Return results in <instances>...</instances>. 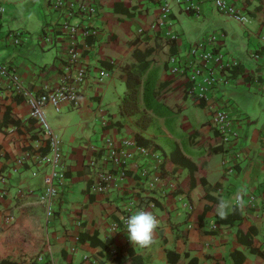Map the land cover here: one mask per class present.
<instances>
[{"label": "crops", "instance_id": "crops-1", "mask_svg": "<svg viewBox=\"0 0 264 264\" xmlns=\"http://www.w3.org/2000/svg\"><path fill=\"white\" fill-rule=\"evenodd\" d=\"M92 1L98 4L97 14L80 18L82 26H94L97 32L79 38L80 62L87 73L80 85L78 104H65L58 111L51 105L44 108L46 114L49 109L58 113L74 108L77 115V121L71 123H62V114L49 122L59 139L64 166V180L49 217L36 199L49 170V165L34 157L41 154L36 150L42 137L39 126L30 118L22 96L0 89V174L5 177L0 182V258L18 264H123L116 261L117 256L124 261L130 258L127 248H133L146 264H234V251L244 255L242 264H264V258L238 238L239 229L253 227V233L245 231L243 237L253 240L251 245L256 249L264 248V99L256 94L264 91L249 81L264 60V10L260 0L246 4V0H236L250 18L243 24L220 14L209 0L202 2L197 16L179 7V13L186 11L201 28L195 32L172 24L176 38L150 27L158 15L160 0ZM49 4L50 0H0L5 9L0 15V63L7 64L34 92L43 82L59 79L63 61V34L52 36V42L43 39L58 16ZM26 11L42 15L41 19L32 18L40 24L35 43L27 29L30 21L24 16ZM171 16L176 18L172 7ZM139 28L144 31L141 35ZM10 30L21 33L19 44L8 38ZM220 33L224 38L218 48L238 62L236 77L227 85L211 89L206 102L195 100L188 92L187 75L172 73L168 58L175 55L183 60L199 38ZM35 44H41L42 50L55 49L53 60L38 63L30 56L27 51ZM252 53H258L259 59ZM144 62L147 66L139 85L138 106L152 119L147 127L138 125L137 114L120 112L127 73ZM102 69L108 76L99 79ZM145 85L153 90L149 107L143 99ZM120 88L122 94L117 93ZM255 98H259V105L252 113L246 102ZM211 104L225 108L236 120L240 134L230 148L221 144L224 150H220L218 146L217 134L210 125ZM7 116L19 123L5 122ZM125 124L131 136L127 135L135 138L139 133L148 141L142 145L157 157L132 162L127 177L116 189L93 192L88 161L92 154L99 153L106 137L123 138ZM73 125L84 129L71 132ZM94 148L98 151L93 152ZM24 155L23 164L17 165L16 160ZM183 158L195 168L190 171ZM231 164L232 171L226 172ZM138 166L160 177L156 188H148L133 172ZM36 180L38 183L32 186L30 182ZM221 199L229 204L227 215H235L233 222L219 220L216 208ZM131 201L132 214L138 206H144L159 220L154 243L148 248L132 245L121 225L110 229ZM149 202L153 206L147 205ZM94 232L105 245L89 239ZM82 234L87 237L82 239ZM167 250L177 253L178 259L169 261Z\"/></svg>", "mask_w": 264, "mask_h": 264}, {"label": "built area", "instance_id": "built-area-1", "mask_svg": "<svg viewBox=\"0 0 264 264\" xmlns=\"http://www.w3.org/2000/svg\"><path fill=\"white\" fill-rule=\"evenodd\" d=\"M172 0H160L159 12L155 21L151 24L153 30L162 31L164 35L176 38V34L171 30V2ZM181 5L188 12L199 15L201 4L206 0H173ZM213 7L227 18L240 24L249 21L248 15L242 12L236 0H209ZM50 7L58 16L56 17L49 33L43 35L46 42H52L55 34L64 36L65 46L63 50V61L61 60L59 79L55 83L43 82L39 91L34 92L27 88L21 77L9 68L7 64L0 63V89H7L14 94L20 95L29 107V116L38 124L43 137L47 139L49 151L45 154L34 155L37 162L49 165V170L43 177V188L36 196V199L44 205L47 217L53 214L59 186L64 180V166L61 162L59 151V139L49 126L44 108L51 105L56 111L61 106L68 104L75 107L78 104L80 85L85 82L87 68L80 62L79 38L96 34L94 26L81 25L80 18L91 17L97 14L98 4L92 0H50ZM0 5V15L4 11ZM78 20V21H77ZM138 34H143L139 28ZM8 38L13 44H19L21 33L18 30H10ZM224 34H210L199 38L189 49L187 58L180 60L175 55L168 58L169 69L174 74H186L189 86L188 92L195 100L205 102L208 100V93L216 85H227L236 76L235 67L238 62L227 57L218 47L223 40ZM62 40V39H61ZM252 57L259 59L258 53H252ZM99 79L108 76L105 69L100 70ZM248 77V76H247ZM249 81L254 83L261 91H264V60L259 63L258 70L249 76ZM210 125L217 129L220 134V143L230 148L231 144L239 137V130L236 120L221 107L210 105ZM42 140L37 142L39 147ZM98 151L94 148L93 152ZM150 156L157 157L156 152L142 144L135 138L123 137L120 140L106 137L99 148V153L92 154L88 161L91 172L90 189L93 192H108L116 189L127 177L130 164L137 162L141 158ZM25 155L16 160L17 165H22ZM226 172L232 171V164L228 165ZM140 180L150 189L156 188L160 177L150 175L149 169L145 166L133 169ZM5 177L0 174V182H4ZM153 206L152 202L147 204ZM134 202H129L126 212L119 221H113L110 229L115 230L121 225L124 230L126 226L124 220L132 213L131 208ZM138 210H146L144 206H138ZM115 252V249H113Z\"/></svg>", "mask_w": 264, "mask_h": 264}, {"label": "trees", "instance_id": "trees-1", "mask_svg": "<svg viewBox=\"0 0 264 264\" xmlns=\"http://www.w3.org/2000/svg\"><path fill=\"white\" fill-rule=\"evenodd\" d=\"M250 1L251 0H246V2H244V4H246ZM260 8H263V10H264V0H260ZM146 66H147V63L144 62V64L141 67H139L138 69L128 71L127 77H126V82H125L126 90L123 94L121 105H120V112L122 114H127V115L137 114L136 122L141 127L149 126L151 123V120H152L151 117L145 111L140 112V108L138 106L139 85L141 83V77H142V74H143ZM237 67H238V65L235 67V71H236ZM234 75L236 76V72L234 73ZM152 95H153V90H152L151 86L145 85L144 91H143V99H144V103H145L146 107L147 106L149 107L152 104V101H151ZM7 121H10L13 124L19 123L18 120L12 118L11 116H7L5 122H7ZM211 127L214 129L215 133L217 134L218 141L220 142L221 137H220L219 132L213 126H211ZM134 136H135L136 141L139 144H147L148 143L147 139L142 137L139 133H135ZM40 139L42 140V144L39 146V149H36V150L41 152V154H45L49 151L48 142H47V139L43 136L40 137ZM218 146L221 147L220 150H224L221 143H218ZM26 149L27 148H24L23 150H26ZM181 161L183 164H185L189 167L190 171L195 168V165L192 162L186 160L185 158H183ZM234 216L235 215L232 212V213H230V215H226L224 218H221L219 220L221 222H227V221L233 222ZM253 231H254L253 227H249L246 230L239 229L238 238L240 241H244L246 243V245L249 247L250 251H252L254 253H258L261 257L264 258V248H262L261 250L256 249L254 246L251 245L252 242H254L253 240L250 239L248 241V240H245V238L243 237L244 232H245V234H247V233H253ZM245 234H244V236H245ZM81 236H82V239L87 237L85 234H82ZM81 236H80V238H81ZM88 237H89V239L94 240L93 242H95L96 244H99L101 246L105 245L103 242H101L100 240H98L96 238L95 232ZM127 250H128V254L130 255V258H128L124 261H120V257L118 255L117 260H116L117 262H122L123 264H146L139 255L135 254L133 248H127ZM116 252H117V250H116ZM171 254H173V255H171ZM178 257H179V255L177 253H175L174 251L167 250V258L169 261H176L178 259ZM231 257L234 259V264H242V261L244 260V255L239 251L232 252ZM0 264H18V263L16 261L10 259V258L2 257V258H0Z\"/></svg>", "mask_w": 264, "mask_h": 264}, {"label": "rangeland", "instance_id": "rangeland-1", "mask_svg": "<svg viewBox=\"0 0 264 264\" xmlns=\"http://www.w3.org/2000/svg\"><path fill=\"white\" fill-rule=\"evenodd\" d=\"M170 3H171V7H172L174 13L176 14V18H172V22L175 21V22L172 23L173 25H176V27H179V26L188 27L189 30H194L195 32H197L198 30H200L201 25L199 24V22L198 21H193L194 19L190 18L188 16V14H187L186 11H182L181 13L178 12L179 7L182 8V6H180L179 4H177L175 1H171ZM34 11L35 10H33V12ZM24 16L27 18V22L30 21V22L27 23V29L30 31V33L34 37V39L32 40V42L34 41V43H35L37 41V39H38V31H39V28H40V24L37 23V21H35V19H32V18H35L36 17V18L41 19V16L42 15L39 12H37L36 15H34L33 13H28L26 11L25 14H24ZM198 25H199V27H198ZM230 29H233V27L230 28ZM235 29H237V28L235 27ZM59 37H61V36H59ZM188 41L192 42L191 39H189ZM187 45H188V43H187ZM27 52H28V54L30 56H32L33 58H35L38 63L39 62H45V61L46 62H51L53 60L54 56L56 55L55 49L48 48L46 50H42L41 49V44L38 45V46L35 44L34 49L33 50L30 49ZM117 93L122 94V89L120 88L117 91ZM256 94L259 97L262 96V98L264 99V97H263L264 96V93L261 94L259 92H256ZM255 100H256V98L253 101H252V99H249V101L246 102L251 107V109H252L251 112L252 113H254V112L257 111V109H258L257 107L259 105V103H258L259 102V98L256 100V102H254ZM261 103H264V100ZM65 108H67V107H65ZM248 110H249V108H248ZM73 111L75 112V109L74 108L73 109H70V110L63 109V110H61L58 113H54V111H52V110L50 111V109H49L47 111V114L45 112V116H46V119H47V122H48L49 126L52 129V126L49 123L51 121V117H54L55 119H57V117L61 116V114H62V123H71L72 121L74 122L75 120L77 121V115H76V113H73ZM121 119L123 120V122L125 121V118L123 116L121 117ZM126 125L127 124H125L126 135L124 137H129L128 136V135H130L129 129H128L129 127L126 126ZM71 128L72 129L70 131L71 132H74V133H77L78 131H82L84 129L81 126L80 127L79 126L77 127L76 125H73ZM85 131H87V128L85 129ZM54 133H56V132L54 131ZM84 133L86 134V132H84ZM90 134H93V133L90 132ZM37 183H38V180H36L35 182H30V184H32V186L35 185V184H37ZM33 191H36V189H34Z\"/></svg>", "mask_w": 264, "mask_h": 264}, {"label": "clouds", "instance_id": "clouds-1", "mask_svg": "<svg viewBox=\"0 0 264 264\" xmlns=\"http://www.w3.org/2000/svg\"><path fill=\"white\" fill-rule=\"evenodd\" d=\"M241 202L237 197V203ZM229 207L227 201L221 199L217 205L216 212L224 218L227 215L226 209ZM127 238L132 245L140 248H148L154 243L155 230L159 225V220L147 210H138L124 220Z\"/></svg>", "mask_w": 264, "mask_h": 264}]
</instances>
